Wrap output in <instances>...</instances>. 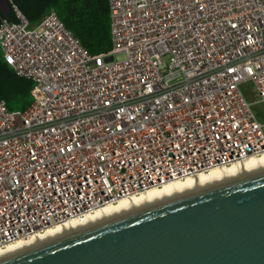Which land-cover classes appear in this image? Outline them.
<instances>
[{"label":"built area","instance_id":"2783aa9c","mask_svg":"<svg viewBox=\"0 0 264 264\" xmlns=\"http://www.w3.org/2000/svg\"><path fill=\"white\" fill-rule=\"evenodd\" d=\"M7 66L31 104L0 101V251L120 200L264 154V0H108L111 47L90 54L54 9L10 1Z\"/></svg>","mask_w":264,"mask_h":264},{"label":"water","instance_id":"95a60500","mask_svg":"<svg viewBox=\"0 0 264 264\" xmlns=\"http://www.w3.org/2000/svg\"><path fill=\"white\" fill-rule=\"evenodd\" d=\"M0 11H10L5 0ZM0 264H264V168L70 231Z\"/></svg>","mask_w":264,"mask_h":264},{"label":"trees","instance_id":"16d2710c","mask_svg":"<svg viewBox=\"0 0 264 264\" xmlns=\"http://www.w3.org/2000/svg\"><path fill=\"white\" fill-rule=\"evenodd\" d=\"M10 11L5 16L0 11V21H15L10 1L20 10L30 25L42 20L54 9L65 28L92 55L111 47L104 30L109 24L108 0H5ZM32 82L18 76L2 58L0 51V101L8 110H26L31 104Z\"/></svg>","mask_w":264,"mask_h":264},{"label":"bare ground","instance_id":"6f19581e","mask_svg":"<svg viewBox=\"0 0 264 264\" xmlns=\"http://www.w3.org/2000/svg\"><path fill=\"white\" fill-rule=\"evenodd\" d=\"M262 168H264V154L259 159H250L245 161L244 163L232 165L230 168H217L211 170L208 174H199L191 178L189 177L184 180L168 183L160 189L154 188L147 192H144L140 196L120 200L119 203L115 206H107L103 209H100L94 214L86 216L83 220L69 222L66 225L48 229L44 234L35 235L29 240H21L12 243L8 245L6 249L0 251V259L33 247L70 231L116 216L118 214L125 213Z\"/></svg>","mask_w":264,"mask_h":264},{"label":"rangeland","instance_id":"374dc122","mask_svg":"<svg viewBox=\"0 0 264 264\" xmlns=\"http://www.w3.org/2000/svg\"><path fill=\"white\" fill-rule=\"evenodd\" d=\"M241 92L243 93L246 100L252 104L251 109L257 119L264 124V105L261 103H256L257 101V93L255 88L251 82L243 83L240 87Z\"/></svg>","mask_w":264,"mask_h":264}]
</instances>
